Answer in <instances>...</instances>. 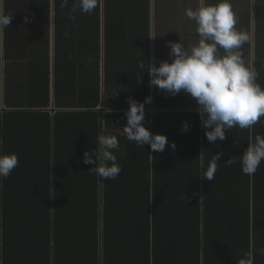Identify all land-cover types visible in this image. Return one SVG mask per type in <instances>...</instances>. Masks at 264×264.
Returning <instances> with one entry per match:
<instances>
[{"label": "trees", "instance_id": "16d2710c", "mask_svg": "<svg viewBox=\"0 0 264 264\" xmlns=\"http://www.w3.org/2000/svg\"><path fill=\"white\" fill-rule=\"evenodd\" d=\"M228 2L249 35L245 45L256 43L262 31L251 37L249 23L256 27L264 8L258 11L246 0ZM72 3L62 8L61 0H0V11L12 14L18 27L11 36L9 26L0 31V49L6 53L0 54V101L9 109H33L0 110V134L10 139L17 114L21 122L38 118L41 127L39 146L29 142L32 152L38 149L35 169L22 171L19 160L0 183V264H238L245 254L252 264H264V161L251 176L239 163L260 131L233 127L223 141L208 142L195 101L184 92L172 96L150 87L148 68L140 67L141 62L159 66L169 42L180 41L185 48L198 42L196 24L185 9H195L200 1L153 0L151 11V0H100L88 16L93 67L78 74V82L75 73L72 82L64 66L50 61V20L57 23ZM128 29L131 54L118 57ZM130 60L131 70L141 76L134 88L127 85ZM10 61L15 72L8 70ZM252 68L262 84L264 58L254 59ZM148 96L145 127L164 134L175 149L166 145L154 152L126 138L122 128L129 98L143 102ZM7 114L14 120L4 129ZM184 121L187 132L181 131ZM103 134L117 136L120 145L115 154L123 171L112 181L89 174L94 165L80 159ZM80 140L87 143H82L84 152L66 153ZM217 153L222 156L214 180L200 179L201 160L206 167ZM234 157L235 163H226Z\"/></svg>", "mask_w": 264, "mask_h": 264}, {"label": "clouds", "instance_id": "9594fccd", "mask_svg": "<svg viewBox=\"0 0 264 264\" xmlns=\"http://www.w3.org/2000/svg\"><path fill=\"white\" fill-rule=\"evenodd\" d=\"M100 0H73L68 12L70 20L76 14H91ZM69 0H61V7H67ZM185 15L196 24V33L200 37L196 44L187 48L179 42H169V60H162L159 66L145 65L149 86H155L169 95L175 96L184 92L196 103L204 135L208 142L218 139L223 141L228 129L238 127L250 129L264 117V87L257 82L259 73L255 68L247 67L240 49L249 40V35L236 29L237 18L228 0H217L214 4H206L200 0L195 9H185ZM12 14L0 11V31L10 25ZM27 17L25 20L27 21ZM68 33H65L67 36ZM223 49L224 55H220ZM151 97L143 102L129 98V107L125 111L126 124L122 128L126 138L138 146L145 144L154 152H163L169 144L164 134L152 133L144 125L145 104L151 103ZM189 124L182 122L181 131L187 132ZM3 141L0 140V145ZM238 145L239 142L236 141ZM120 145L115 135H98L97 147L83 153L82 161L86 165H94L89 174L98 178L116 180L123 171L118 163L117 155ZM222 154L217 153L204 166L201 160L202 175L200 179L213 181L218 169V161ZM264 161V136L257 134L253 141L239 156L241 171L253 175ZM236 162V157L229 158L227 164ZM19 159L15 153H4L0 148V183L18 166ZM101 182L102 180L99 179ZM204 196V195H203ZM203 196L200 197V201ZM264 254V249H261ZM238 264H252L250 254L239 259Z\"/></svg>", "mask_w": 264, "mask_h": 264}, {"label": "crops", "instance_id": "0c3cea01", "mask_svg": "<svg viewBox=\"0 0 264 264\" xmlns=\"http://www.w3.org/2000/svg\"><path fill=\"white\" fill-rule=\"evenodd\" d=\"M150 3V10L153 11V4ZM200 1V0H199ZM259 1V2H257ZM102 2V0H101ZM256 3L257 4V9L260 10L264 8V0H246V3ZM88 16L89 14H76V19L75 20H70L68 13H61L58 22L53 23L52 20H50V61H51V66L55 64L56 67H65L66 71L71 77V81L73 82L74 79L77 80V75L78 74H88L89 69L91 70L93 66V58H94V46H93V30L91 29L92 26H89L88 24ZM239 19L242 18L241 15L238 16ZM255 19V18H254ZM253 19V20H254ZM256 27L254 26V21H250L249 23V31H251V37L253 35H256L255 33L257 30H261L260 32V37H258V40L256 43H252L251 45L247 46V44L242 45V48L240 51L242 52V58L245 61V64L247 67L252 68V62L254 59H262L264 58V13H262L258 17ZM239 21H237L235 27L239 31H243L241 28V24H238ZM52 24H55V31L52 28ZM123 23H121L119 26H121ZM102 26V25H101ZM10 29H12V32L9 33L11 36L12 33L16 30H18L17 25L15 22L12 23V20L9 25ZM3 31V30H2ZM1 31V35H2ZM54 32L56 35H54ZM68 33L67 36H65V33ZM129 35H125V42L120 46V52L121 54L118 56L122 55H128L130 56L131 51H128V48L130 47L131 41H132V36L130 35V29H128ZM254 33V34H253ZM257 36V35H256ZM152 38V36H151ZM100 45H99V50L100 52V68L101 71L103 69V54H104V42L102 40V31H101V39H100ZM152 43H150V47L152 48ZM14 48H9V53L12 54L13 56L15 53L13 52ZM220 55H224L223 49H219ZM0 54L5 55V50L0 49ZM166 56V57H165ZM163 55V58L165 60H169V54ZM134 58V57H133ZM2 61V60H1ZM13 61L9 62V65H11ZM171 62V61H170ZM3 61L0 63V66H2ZM129 65V73L126 75L127 76V85L130 84L133 85L131 88H134L136 85V77L139 76V74L135 73V69L131 70V60L128 63ZM260 69V68H259ZM264 68H262L263 70ZM9 72L13 71L15 72V67L11 65V67L8 69ZM18 72H20L21 67L17 68ZM261 70V69H260ZM261 70V73H262ZM75 71V72H74ZM10 72V73H11ZM75 73V78L73 79V74ZM23 75V74H22ZM22 75L20 80L22 81ZM263 76V74H262ZM2 77V69L0 70V79ZM141 77V76H139ZM139 79V78H138ZM150 79V78H149ZM148 79V82H149ZM79 80V79H78ZM77 80V82H78ZM26 81V79H25ZM264 81L262 80L261 86H263ZM3 87V83L1 81V88ZM78 88V87H77ZM79 89V88H78ZM80 90V89H79ZM52 101L50 102L49 109L51 110L52 108ZM29 108L28 106H25L24 108L21 109H9L7 108L2 100L0 101V110L1 111H13V110H28L31 111L33 109ZM13 115L7 114L6 117H4L3 122H5L4 129H6V126L8 124V121L10 119H13ZM21 115L17 114L15 120V127L12 130V135L10 136V139L5 141L1 134H0V140L3 141L2 145H0V148L6 153H15L18 156V159L21 160V166H22V171H30L34 170L37 163L39 162V159L36 158L34 154H38V149L32 152V149L29 145V142L31 140H34L35 145L39 146V133L41 131L40 127V121H38V118H35L34 116L27 117L24 119L23 122L19 121L21 119ZM2 122V123H3ZM1 124V123H0ZM250 133L253 134V132H259L258 134H263L264 131V117H261V120L252 126L250 128ZM1 133V130H0ZM230 134H226L227 136L230 137ZM77 140V139H76ZM78 141V140H77ZM83 140H80V144L75 143V146L69 151H74V153L80 151L84 152L81 149L84 150V146H82V143L87 145V143L82 142ZM24 146V147H23ZM79 148V149H78ZM91 148H93L91 146ZM34 153V154H33ZM65 154V153H64ZM82 160V157H80Z\"/></svg>", "mask_w": 264, "mask_h": 264}]
</instances>
